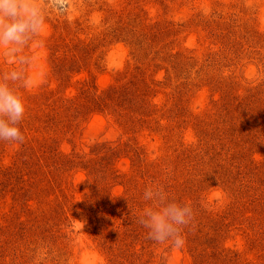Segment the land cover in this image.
<instances>
[{"label": "rangeland", "instance_id": "1", "mask_svg": "<svg viewBox=\"0 0 264 264\" xmlns=\"http://www.w3.org/2000/svg\"><path fill=\"white\" fill-rule=\"evenodd\" d=\"M67 4L21 52L0 48V76L23 67L28 83L17 90L31 118L23 143L0 141V180L20 164L27 199L15 206L9 190L0 199V264H264V134L255 125L264 119V0ZM142 71L160 81L145 120L126 123L80 98L57 104L56 123L33 118L53 117V98L81 88L132 92ZM44 139L73 162L37 160ZM150 184L191 205L181 247L149 239L139 223Z\"/></svg>", "mask_w": 264, "mask_h": 264}, {"label": "clouds", "instance_id": "2", "mask_svg": "<svg viewBox=\"0 0 264 264\" xmlns=\"http://www.w3.org/2000/svg\"><path fill=\"white\" fill-rule=\"evenodd\" d=\"M67 8V0H44L43 3L41 0H0V48L7 55L21 52L42 33L48 13L63 14ZM28 63L30 57L19 58L20 65ZM20 81L28 83L24 80L23 67L0 76V141L23 143L25 139L20 127L26 111L24 99L17 90ZM143 200L149 203L142 208L138 220L148 230V238L181 247L182 228L192 219L190 203L170 198L160 184L146 186Z\"/></svg>", "mask_w": 264, "mask_h": 264}, {"label": "trees", "instance_id": "3", "mask_svg": "<svg viewBox=\"0 0 264 264\" xmlns=\"http://www.w3.org/2000/svg\"><path fill=\"white\" fill-rule=\"evenodd\" d=\"M169 56H171V54ZM174 57H177V55ZM145 76H146L145 72L143 71L141 73L139 72V74H136L134 76V79L132 80V82L133 84L136 85V88L132 92H130V89H128V86L112 84L107 89H105L101 95L90 94L88 88H81L79 97L74 96V97L53 98L52 102L55 105V107L53 108V111H54L53 117H51L49 113L46 114L44 112H41V113H35L33 115V118L37 119L38 122H44L46 124L50 123L51 121L52 122L55 121L56 123L57 121L56 116L59 115L57 104H60V106L63 105V106H66L67 108H70V106L76 103L75 100H77L78 98L82 99L84 106L100 108L102 109L101 111L107 110L110 113H113L115 116H117L118 119H122L124 120V122L126 121V123L128 121L133 122L134 120L142 119L143 117H148L150 115L151 110L153 111L154 109H156V106H157V104L152 102V93L154 92L153 84L159 83L160 81L158 82L152 79L151 81H149ZM49 95H50L49 97L51 98L53 97L52 93ZM126 104L132 106L139 112L133 111V112L128 113L127 111H125L126 108L125 109L123 108L124 105ZM134 115L139 116V118L137 119L135 117H131ZM66 117L70 118L69 114L64 116L62 119L66 121ZM130 118L132 120H129ZM27 120H30L31 122V118L29 119L23 118L22 122L24 121L23 123H26ZM142 120H145V119H142ZM248 125H251V123H249ZM255 125L258 126L259 132L260 133L262 132L264 134V119L263 120L260 119V121L259 122L257 121ZM20 127H23V125L20 124ZM38 147L39 149H42V150H41V153L38 154L37 160L39 159L49 160V159H52L50 158V156H52L53 158H55L56 163L58 162L57 160L61 161L59 162L58 165L64 166L70 162H73V160L70 158L68 154H63L59 150H56V152L53 149L49 150L50 146H47L46 139L42 141H38ZM32 148H33V152H31V157H32V154L36 156L35 154L37 153L34 150V146H32ZM21 155L23 156L24 154H22L21 152L18 153V160L21 159L20 157ZM252 161L253 160H251V162ZM21 164H22L23 170L24 168L29 166L28 162L25 159H23V162H21ZM18 165L20 166V164L17 163L16 166L13 167L12 169L9 168L8 171H5L4 173L5 180L4 181L0 180V199L6 196V193L9 190L13 192L12 198L14 201V205L24 206V204H26L27 202V199L26 198L23 199V197L26 196V192L23 190L21 186V183L23 182V180H20V178L23 179L26 174H22L21 170L20 171L18 170L19 169ZM18 171L20 173H18ZM14 181L16 182L21 181V182L15 185L13 184ZM4 182L7 185H4ZM25 210H29L28 207ZM230 258L234 259L235 257H230Z\"/></svg>", "mask_w": 264, "mask_h": 264}]
</instances>
